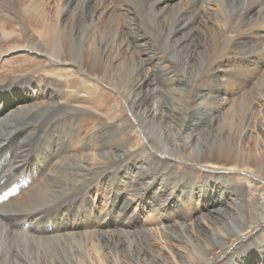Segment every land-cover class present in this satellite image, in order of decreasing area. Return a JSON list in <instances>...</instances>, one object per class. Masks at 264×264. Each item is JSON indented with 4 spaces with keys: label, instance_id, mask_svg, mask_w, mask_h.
Listing matches in <instances>:
<instances>
[{
    "label": "bare ground",
    "instance_id": "1",
    "mask_svg": "<svg viewBox=\"0 0 264 264\" xmlns=\"http://www.w3.org/2000/svg\"><path fill=\"white\" fill-rule=\"evenodd\" d=\"M50 4L0 0V264H264V154L242 147L250 125L264 129V0H62L56 13ZM21 55L76 77L63 87L11 76L3 60ZM160 77L169 90L154 86ZM236 89L258 99L229 103ZM160 93L163 112L151 102ZM155 128L175 132L173 148L187 150L182 173L179 152L168 165L154 155L146 133ZM132 132L144 141L132 143ZM146 165L167 171L148 172L155 178L145 182ZM240 175L254 177L255 194ZM117 177L135 190L117 206L126 218L166 186V207L181 193L190 194L181 202L188 206L225 190L231 206L189 229L156 233L153 248L148 229L100 231V189L113 193Z\"/></svg>",
    "mask_w": 264,
    "mask_h": 264
},
{
    "label": "rangeland",
    "instance_id": "2",
    "mask_svg": "<svg viewBox=\"0 0 264 264\" xmlns=\"http://www.w3.org/2000/svg\"><path fill=\"white\" fill-rule=\"evenodd\" d=\"M50 9L51 11L55 12L56 11H59L60 9H62V0H50ZM55 7V8H54ZM22 27H24V24H22ZM25 33H31L29 30L25 31ZM147 49L146 47L144 46H137L134 42L132 44V49L135 50V51H139L141 49ZM160 48L159 46H156V44H152L150 46V49H149V52L152 53L153 50L154 51H159ZM148 52V51H147ZM24 56V57H23ZM145 58L148 59V54L145 53V55H143ZM9 59V60H8ZM5 58V60H3V68L5 70H7V68H5L6 66L10 65L12 66V71L10 74L12 76L15 77H21L24 78V77H29L30 79H32L31 82L35 83V84H39L40 81H42L41 83L42 84H46V83H49L51 81H54L56 83V81L58 83H60L59 85L60 86H63L65 87V82L68 81L69 79L72 78V76L76 77L75 74H73L72 71H69V70H65L63 68H60V67H53V68H48L46 66H39L40 65V62H38L39 60H37V58L35 59V57H29V55L25 56V55H21L19 57H17L16 59L14 58ZM150 61V60H149ZM38 62V63H37ZM12 63V64H11ZM152 63V64H151ZM5 64V65H4ZM14 66V67H13ZM73 67V66H72ZM155 68V64H153L152 61L148 62L145 66H144V70L145 71H152L153 69ZM152 69V70H151ZM203 69L204 67L201 65L199 67V69L192 75L191 78H196L199 76H201L203 73ZM15 70H17L18 72H16ZM63 71V72H62ZM20 73V74H19ZM72 73V74H71ZM9 75L8 71L2 73V75ZM201 74V75H200ZM19 75V76H18ZM21 75V76H20ZM27 75V76H26ZM71 75V76H70ZM163 75H164V72H163ZM258 74H255L253 76L254 80H258L260 78V75ZM50 76V77H49ZM44 77V78H43ZM45 79V80H44ZM49 79H51L49 81ZM191 80V79H190ZM44 81V82H43ZM48 81V82H47ZM61 81V82H60ZM160 82V83H159ZM64 83V84H63ZM154 86H158L160 87L161 90H163V88H165V90H169L165 84V79L164 77H160V78H155L154 80ZM164 87H163V85ZM163 87V88H162ZM160 90V91H161ZM230 94V95H229ZM233 95V97H232ZM162 98H161V97ZM231 99V100H230ZM244 100L245 102L247 100H252L254 101V103L256 102V99H258L254 94H246L244 93V91L242 90H239V89H236L234 92L232 93H228L227 94V100L229 103H233L234 101H238V100ZM120 100V99H119ZM155 100V101H154ZM161 100H166L165 97L163 96V93H160L159 95L158 94H155L153 95L152 97V100L151 102L152 103H157V105H159V110L163 112V110H165L164 106H163V101L162 102H159ZM231 102H230V101ZM161 103V104H160ZM124 105V104H123ZM161 105V106H160ZM122 106V105H121ZM123 107V106H122ZM230 107V105L228 104L227 105V109ZM123 108H126V106L124 105ZM253 114L254 116H259L260 115V107H258L256 104L253 105ZM256 112V113H255ZM94 115H97V114H94ZM97 121H101L102 120V117L97 115L95 116ZM221 122H224V119L221 117ZM9 119H3L1 124L4 126V127H10L12 126V123L11 121L8 122ZM103 121V120H102ZM8 122V123H7ZM137 124V123H136ZM135 124V125H136ZM175 125V122L172 123V125ZM223 124V123H222ZM3 127V128H4ZM178 126H176L177 128ZM261 129V130H260ZM18 130V129H17ZM17 130H11L10 131V134L8 135V137L11 135H14L16 133ZM154 130V131H153ZM150 133L147 132L146 136L148 139H153V145H155L157 148H158V151L157 152L158 154H154L156 156V158L160 159V161H162V165H168L166 163L169 162V160H172V157H175L178 152V154H180L179 156H182L180 157L181 159L177 160V159H174V165L176 167V169L179 171V172H183V162H186L187 160V157L185 154H187V150L183 149L180 150L179 149H174L173 146H172V142L171 140L173 141L174 137L176 136L175 135V132L171 133V135H168L167 137L165 136H161L160 135V131L161 129H153ZM253 130V131H252ZM18 132V131H17ZM152 133V134H151ZM158 133V134H157ZM151 134V135H150ZM138 137H136V136ZM155 138H152L154 137ZM158 135V136H157ZM247 136L245 137V143L242 147L243 148H246V149H249L251 148V150L253 151V154H264V129H262L261 126L259 125H250L249 126V129H248V132L246 134ZM249 135V136H248ZM136 137V139L133 138ZM160 136V137H159ZM259 136V137H258ZM7 138V137H6ZM133 138V139H132ZM198 138L197 139V142L198 144H203V141H201L199 139V137H196ZM131 139H132V143H139L140 141L143 142L144 140L139 136L137 135L136 133L132 132L131 133ZM137 139L139 140L138 142ZM169 139V140H168ZM135 140V142H134ZM157 140V141H156ZM165 140L169 141V142H166ZM250 140V141H249ZM162 141V142H161ZM252 141V142H251ZM160 143V144H159ZM167 143V144H166ZM159 144V145H158ZM164 144V145H163ZM169 145V146H168ZM164 146V147H163ZM160 147V148H159ZM161 149V150H160ZM163 149V150H162ZM167 149V150H165ZM162 151V152H160ZM166 151H168V155L167 153H165ZM183 151H184V154H183ZM186 151V152H185ZM152 152V151H151ZM170 152V154H169ZM172 152V153H171ZM191 152V151H190ZM164 153V154H163ZM160 155V156H159ZM168 156V157H167ZM166 157V158H165ZM171 157V158H170ZM184 157V158H183ZM177 158V156L175 157ZM184 160H183V159ZM168 160V162H167ZM179 161V162H177ZM177 164V165H176ZM256 163H253L251 165V167L255 166ZM162 165H158V169H157V166H152L151 167L148 165L145 166V170H147V179L145 178V182H149L151 183L154 178L152 177V175L154 176V174H150V176L148 175V172H157L158 170V174L161 173V171L163 172V169L164 171H167L165 169H167L166 167L164 168ZM178 166V167H177ZM179 166L181 168H179ZM147 167V168H146ZM149 167V168H148ZM162 168V169H161ZM180 169V170H179ZM181 172V173H182ZM157 175V174H156ZM155 175V176H156ZM240 177H244L245 180H243V183L245 185H247L248 187V191L250 194H255L257 190V188H259L258 186H254V185H251L249 183V181L251 182H254V177L252 176H244V175H240ZM248 182H247V181ZM124 179L123 178H119L117 177L116 179L113 180V183H114V192L109 194V195H106V189L104 188V186L102 187V189H100V194H99V197H98V201H97V205H98V208H99V214H98V219H97V225L100 226V231L102 232H110V231H113V232H117V231H122L121 233H129L130 234H133L134 235H139V234H142L144 233V231H142L141 229H148V233L145 235L148 236L147 237V242H149L151 245H152V236L156 235V233H160L161 231L162 232H165V233H170L171 231H173L174 233L177 232V231H181L183 230L184 228H191L190 226H193V225H197L198 221L200 220L201 217L203 216H207V214H209L210 212H216L217 209L219 210H222L223 208L225 207H229L231 206V197H229V192H227L226 190L221 193V194H218V193H213L211 195H209V200H207L208 202L207 203H202L200 201H198L199 205H183V203L181 204L182 200H189L190 199V194H182L181 195L183 196V198L178 202L177 200L175 201L176 204L174 206H168L166 207L165 205L163 206L162 204L164 202H166V199L170 197L172 191H171V187L170 186H166V188H164V190L162 189H158V188H155V189H151L147 195H145V198H144V203L143 205H133L131 206V209H132V212H136L137 214L135 215H130V218H129V215H127V218H126V215L125 214H118V213H121V211L118 210V205H121L122 203V200L124 199H130V200H133L132 198L134 197L133 194H135V190H134V186L131 185L129 186L127 183L124 184L123 183ZM120 183V184H119ZM126 186V187H125ZM121 187V188H120ZM124 187V188H123ZM131 187V189H130ZM125 189V190H124ZM134 190V191H133ZM117 191V192H116ZM219 191V190H218ZM127 192V193H126ZM180 192V191H178ZM177 192V193H178ZM105 196H104V195ZM127 194V195H126ZM218 194V195H217ZM130 198H129V197ZM111 197V198H110ZM126 197V198H125ZM132 197V198H131ZM124 198V199H123ZM166 198V199H165ZM201 199H204V198H201ZM215 199V200H214ZM109 200V204H108V201ZM205 200V199H204ZM215 201V202H214ZM224 201V202H223ZM161 202V203H160ZM179 203V205H177ZM158 204V205H157ZM214 204V205H213ZM220 204V205H219ZM111 206H112V215L109 214V210H111ZM160 206V207H159ZM186 206V207H184ZM214 206V207H212ZM117 207V208H116ZM136 207V208H135ZM166 207V208H165ZM158 208V209H157ZM207 208V209H206ZM221 208V209H220ZM155 209V210H154ZM212 209V210H211ZM159 211L158 212H155V211ZM103 211V212H102ZM118 211V212H117ZM138 211V212H137ZM155 212V215H154V212ZM182 211V212H181ZM203 211V212H202ZM106 212V213H105ZM108 215V217H106V215ZM185 216H183V215ZM150 215V216H149ZM160 216V217H157V216ZM180 215V216H179ZM110 216H113V218H110ZM125 216V217H124ZM136 216V217H135ZM238 214L236 216V218H238ZM178 217V218H177ZM183 217V219H182ZM105 218H107L105 220ZM121 218V219H120ZM102 219V220H101ZM182 219V220H181ZM196 219V220H195ZM193 220V221H192ZM117 221V222H116ZM143 221V222H142ZM158 221V222H157ZM183 221V222H182ZM240 221V225L242 224V221L241 220H238ZM116 222V223H115ZM179 222V223H178ZM107 223V224H106ZM110 223V224H109ZM126 223V224H125ZM146 223V224H145ZM189 223L191 225H189ZM115 226H114V225ZM142 225V226H141ZM178 225V226H177ZM136 226V227H135ZM154 226V227H153ZM161 227H163L161 229ZM195 227V226H194ZM86 228V227H85ZM111 228V229H110ZM136 228V229H135ZM170 228V229H169ZM88 229V228H87ZM124 229V230H123ZM169 229V230H168ZM155 230V232H154ZM158 230V231H157ZM164 230V231H163ZM140 231V232H139ZM142 231V232H141ZM153 231V232H152ZM146 233V232H145ZM151 233V234H150ZM154 233V234H153ZM172 242H173V239H170ZM175 240V239H174ZM153 246V245H152ZM153 248H155L153 246ZM228 252H222L219 254L220 255H225L227 254Z\"/></svg>",
    "mask_w": 264,
    "mask_h": 264
}]
</instances>
